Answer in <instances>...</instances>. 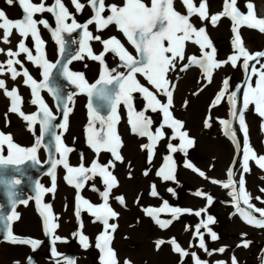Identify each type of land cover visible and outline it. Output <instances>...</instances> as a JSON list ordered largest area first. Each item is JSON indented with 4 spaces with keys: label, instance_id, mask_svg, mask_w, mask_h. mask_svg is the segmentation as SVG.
I'll use <instances>...</instances> for the list:
<instances>
[{
    "label": "rangeland",
    "instance_id": "obj_1",
    "mask_svg": "<svg viewBox=\"0 0 264 264\" xmlns=\"http://www.w3.org/2000/svg\"><path fill=\"white\" fill-rule=\"evenodd\" d=\"M33 2L39 3L40 0H33ZM44 2L46 6H50L54 3V0H44ZM63 2L65 5L67 4L66 7L75 17L77 23L83 24L93 15L90 6L87 4V0H81V3L85 4L81 12L75 11L70 0H63ZM144 2L150 6V0H144ZM195 2L198 6L200 0H195ZM247 2L248 0H237L236 7L244 14H247L248 11L245 7ZM105 3L106 5L116 4L117 6H123L125 0H105ZM251 3L254 5L255 15L257 17H264V0H251ZM174 7L182 14H186V9L181 6L180 0H175ZM222 7L223 0H208L209 15L221 12ZM0 9L5 11L9 19L19 20L23 18L22 9L16 3L8 5L5 0H0ZM104 15H110V11H105ZM35 19L38 21L47 20L50 26L49 28H45L43 25H38L40 36L45 42L44 51L46 58L49 62L56 64V68L52 69L49 84L51 87L58 90L62 100H57V98L46 89L41 90L42 97L56 117V119L52 121L50 131L44 133L39 123L30 127L29 123L18 113L10 112V99L4 94L3 90H0V132L10 134L13 142L22 148L34 147L36 140L43 136L42 146L37 153L38 159L40 160L39 164L27 161L21 165L0 166V217L11 215V210L13 208L12 200L15 199L17 201L15 204V211L18 213L19 219L11 222L13 234L20 238L39 240L41 244L38 248L33 250L30 245L10 243L6 239L7 232L5 221L0 219V264H17V262L18 264H30V262H28L29 258L31 264H58V262L59 264H65L66 258L74 259L76 264H102L101 258L103 254L100 249L96 247V243L98 242V236L104 231L103 224L100 221H96L94 216L87 211L85 212L83 209H81L79 217L75 214L79 204L77 200L78 195L83 196L91 203L93 202L92 204L94 205H101L103 203L100 192L106 189L99 176L87 181L83 189L78 190L74 186L69 185L64 179L67 170L64 169L62 165L58 166L56 170V191L54 194H45L43 196V203L51 204L53 213L58 217L56 223H58L59 229L57 228L55 230V236H59L63 239L53 244V236L47 235L44 231L43 217L40 215L39 206L35 199L36 182H39L45 187L51 186V177L47 174L48 171H50L51 161L61 158L60 155L55 152L54 135H60L64 144L73 149V151L68 154V162L73 167L81 163H83L85 167H89L91 162L97 158L101 164H107L109 161L115 164L114 169L110 170L117 178L118 186L112 189L108 203L113 210L118 213V217L110 219L109 221L117 227L115 232L111 233L113 238L110 246L112 249L114 248L117 253L116 258L120 264L125 261H130L131 264H181V261L182 264H194L191 255L182 259L178 253L173 251L169 243L166 242L159 248H157V244L154 243L158 240L168 241L172 237H175L181 246L188 250L189 253L195 252L201 260L208 261V264H216L217 261H224L226 264H231V258L233 256L238 261V264H264V228L247 224L237 212L235 207L236 201L230 194L231 189L222 186L224 182H227V172L231 169L234 173V180L239 181L240 178L244 176V187L252 197L251 203L257 208H264V203L256 199V197H260L264 200V192L261 191V189H264V174L259 169V172L253 171V173L251 170L250 172L248 171L249 173L243 171L245 143L239 129V122L232 118L231 105L227 100V97L233 91L239 89L236 95L237 111H243L247 128H255L256 131L254 129H248V142H250L249 145L252 143L250 147L252 149L254 147V152H257V156H260L261 153L264 152V139H262L263 141L255 142L251 138V133L253 132L262 134L260 135L261 138L264 136L262 129L258 127H261V123L257 119L259 115L255 112L253 104H250L247 109L243 108V94L247 91V84L251 82L253 86H255L258 82V77L252 76L249 81V74L244 71L242 66L243 60L241 59L235 67H233L231 63H226L222 67L215 69L211 82H208L202 69L198 66L191 65L188 59L192 55H197L199 57L201 55V49L192 42L187 43L185 60L176 61V67L169 71L168 79L171 81V86H174L171 112L176 119L183 122L184 128L182 130L186 131L188 136L194 140V145L188 148L186 153L182 150L172 153L167 145L171 143L178 147L180 141L179 139H169L174 133L172 129L165 127L164 131L166 133V138L159 141L155 148L154 155H151V160L150 153L144 150V159L146 161H154L150 171L151 165L145 167L135 158L137 149L132 140L134 141L133 136H138L141 140L140 149H138L139 154L143 151L141 145L150 143V141L147 137H140L138 134L132 132L129 123L128 109L123 103L117 106L119 122L116 125V131L122 140V147L119 151L123 157V161H114L111 153L107 151H101L97 157V154L87 142V128L89 120L91 119L88 103L91 99L93 107L98 110L100 115L105 117L110 114L111 103L108 100L102 99L99 95L94 94L90 98L86 93H82L75 84H72L71 81L67 79L63 73V69L67 67L72 73L82 74L89 84H94L99 80L104 65L99 61L91 59L87 55V52H80V42L84 38L82 29L61 33L64 41V55H61L60 45L52 35L53 30L57 27L54 15L49 12H43L37 14ZM192 22L197 27H206L207 34L211 39L212 45L216 49V59L218 61H226L227 58L230 57L229 54L233 55L235 52L232 44L234 38V33L232 31L233 22L228 17H223L215 26H213L210 21L200 20L196 16L192 17ZM67 23L71 24V19H69ZM89 31L92 32L93 36L99 35L102 39L115 36L121 40L129 52L134 56L138 55L123 33L119 31L114 24L109 25L102 31H98L96 25H89ZM239 31L243 40V46L249 52L264 51V33L247 26H241ZM0 35H2V30H0ZM66 37H69V39ZM21 39L23 38L19 36L16 30H13V34L10 37L11 43L4 44L0 42V48H4L5 50L11 48L15 51ZM250 39H253L255 42ZM88 43L92 51L96 54H99L103 50V46L99 41L91 40ZM25 44L32 50L33 55L38 54L35 51V42L31 36L25 40ZM257 44L259 45L257 46ZM220 47L225 48V52H228L227 55L223 51L218 50ZM208 51H210V49H208ZM77 54L81 55L83 58L76 60L70 58V56L74 57ZM7 59L8 57L6 55L0 54V62H4ZM18 59L21 60L23 67L27 68L34 79L38 82L43 81V69L41 67L28 61L26 54H21ZM69 60L73 61L69 63ZM104 61L109 70L116 69L113 75L121 72L126 74L128 72L127 68L120 66L123 62L112 52H108L105 55ZM185 65H188L186 70L184 68ZM249 65L250 68L252 65H255L257 69H261V67L264 66V58H260V63L252 61ZM16 67L18 70L22 71L20 65H16ZM53 76L55 79L52 78ZM137 78H139L138 80L140 83H145L144 85L148 86L147 81L142 75L137 74ZM0 79L6 81L9 89L13 87L19 89V94L23 98L21 107L25 114H34L39 111L38 105H33L31 103L33 99L31 89L23 83L26 79L25 77L20 76L17 77L16 80H12L10 74H5L0 75ZM224 79H228L229 82L228 92L219 105L212 107L215 97L223 89L222 81ZM59 81L64 83H60ZM180 81H184V84L180 83ZM60 84L62 85L60 86ZM149 87L151 88L150 85ZM107 88L110 92L116 91V86L114 85H108ZM65 94L74 96L71 102H67L68 107L72 108V111L68 116V127L66 131L60 127L64 122L63 102L67 97ZM133 97L134 109L136 111L146 108V101L142 94L138 96L134 93ZM158 98L162 102H166L167 100L166 96L163 94H159ZM187 112L192 113V119L187 117ZM146 115L152 119V128L153 131H155L163 121L162 113L148 110ZM209 117H211V119H209ZM262 119L264 121V118ZM221 120H230L232 122V128L235 131L237 140L236 145L232 143L229 145L230 143L225 140L224 137L227 136L225 134V127L220 122ZM206 121L210 126H206ZM95 127L96 129L102 127L99 121L95 122ZM237 137L240 139H237ZM216 138L219 140H216ZM128 140H130V142ZM223 142H226V145ZM218 143H223L224 146L222 149L217 148ZM261 147L263 149H261ZM238 148H240V150ZM207 152L209 153L207 154ZM2 154L4 156L9 154V149L6 144L3 146ZM169 155L173 158L172 163L174 164L175 179L165 181L162 177L157 175V172L164 166L166 157ZM262 155H264V153H262ZM188 163H191L196 169L202 171L205 176L202 177L197 171L187 167L186 165ZM129 166L131 167V171ZM251 166L259 167L255 161L249 160V168H252ZM145 172H147V175H145ZM259 174L262 176H258ZM205 177H207V179ZM14 179L20 180L21 183L15 185V187H12L10 183H6V181L10 182ZM213 180L221 183H213ZM153 185L155 186V191L158 193L157 196H152L151 192H148L152 189ZM93 186L99 191H94ZM169 189L172 191H169ZM237 190H239L238 184ZM198 191L205 195L197 196L196 192ZM10 192L15 193V196L10 197ZM119 196H124L125 205L123 204L120 206L119 201L116 199ZM206 196L212 197V203L210 205L207 203ZM22 200H27L28 203H20ZM134 201H136V204ZM164 201H167L170 207L192 210L193 212L207 208V213H202L200 217L194 214L184 213L179 216V219L174 220L168 228H161L152 217L146 214L145 209L162 208ZM245 207L246 206L241 202V208ZM140 208L141 210H139ZM208 215H211L215 220V223L210 224L209 228L216 233L218 239L212 240L210 234L204 228H201V233L204 234L205 244L208 250L213 253L212 255H209L204 252L203 249L199 248V239L195 236L194 232L195 226L201 219L206 220ZM254 215L259 216L258 213H254ZM159 218L162 220H169L172 219V214L165 211L159 213ZM189 218L191 222L188 221ZM81 222L82 225H84L82 229L80 227ZM186 226H189L190 230L186 231ZM80 231L88 237L90 246L87 249L80 245L78 236L76 235V233ZM244 240L250 242L248 247L239 246ZM74 245H79L81 249L80 252H82L78 253ZM53 247H55L56 251L60 254L58 257L52 255L51 249ZM221 247L225 248L223 253L214 251ZM145 252H149L151 257L156 259V261L152 262L148 258L141 259V255Z\"/></svg>",
    "mask_w": 264,
    "mask_h": 264
},
{
    "label": "snow or ice",
    "instance_id": "obj_2",
    "mask_svg": "<svg viewBox=\"0 0 264 264\" xmlns=\"http://www.w3.org/2000/svg\"><path fill=\"white\" fill-rule=\"evenodd\" d=\"M8 5L18 4L22 9L23 18L19 20L9 19L4 10L0 9V42L4 44H10V37L13 34V30L19 34L21 39L17 44V50L11 48L5 50L0 48V54H4L8 59L4 62H0V75L10 74L12 80H16L17 77L23 76L26 79L23 83L30 87L31 95L33 99L31 103L38 105L39 111L34 114H25L22 111L23 98L19 94V89L13 87L8 88L5 80L0 79V90H3L4 94L10 99L9 111L18 113L25 121L29 123V126H34L39 123L42 126L43 132L48 133L52 126V121L56 119L53 112L45 102L41 95V90L46 89L52 93L57 100H62L58 90L51 87L49 84L52 69L56 68V64L47 60L44 45L45 42L40 36L38 25H43L45 28H49L47 20H37L35 16L43 12L52 13L55 17L57 27L53 30L52 35L55 37L57 43L60 45V53H64V41L61 33L72 32L76 29H82L83 40L80 42V52H87V55L96 61H99L103 67V72L99 80L94 84H89L82 74L72 73L67 67L63 69L64 75L72 84H75L82 93H86L90 98L95 94L99 95L102 99L108 100L111 103L110 114L105 117L99 114L98 110L93 107L91 99L88 103L90 110V117L88 124V137L87 142L90 147L95 151L97 157L101 151H107L111 153L114 161H123V157L120 154L119 149L122 147V140L116 131V125L119 122V115L117 113V106L121 103L125 104L128 109L129 123L133 133L138 134L140 137H147L150 143L142 144L141 148L148 151L151 155H154L155 148L159 141L166 138L164 128H170L173 130V135L169 139H179V146L169 143L167 147L172 153L178 150L185 151L194 145V140L188 136L186 131H183L184 124L182 121L176 119L171 108L173 106V87L171 81L168 79L169 71L175 69L177 60H185V51L188 42H192L199 46L201 49V55H192L188 59L190 64L198 66L202 69L205 78L208 82H211L213 71L222 67L226 63H231L233 67L237 65L241 59L243 60V69L249 74V81L252 76L258 77V82L255 86L251 82L247 84V91L243 94V108L247 109L250 104L254 105L255 112L262 118H264V66L261 69H257L255 65L250 68L249 62L256 61L260 63V58H264V51H258L255 53L249 52L243 46V40L240 36V27L247 26L254 28L264 33V17H257L254 11V5L251 0H248L245 7L247 8V14L242 13L237 7V0H223L222 11L219 13L209 15L208 12V0H200L197 6L195 0H180L181 6L186 9V14H182L174 7L175 0H150V6L144 2V0H125L123 6H117L116 4L106 5L105 0H87V4L90 6L93 15L83 24L77 23L75 17L69 12L63 0H54V3L50 6H46L44 0H40L39 3L33 2V0H5ZM70 3L74 7L76 12L83 11L85 4L81 3V0H70ZM105 11H110V15L105 16ZM196 16L200 20H208L215 26L223 18L228 17L232 23V31L234 38L232 44L234 47V54L231 55L226 61H218L216 59V49L212 45L211 39L207 34L206 27H197L192 22V17ZM71 19L72 23L68 24L67 21ZM116 25L118 30L123 33L127 41L135 49L137 56H134L120 39L115 36H111L108 39H102L101 36H93L89 31V25H96L98 31H102L109 25ZM31 36L35 42V51L37 55H33L32 50L26 46L25 40ZM99 41L103 50L96 54L92 51L89 41ZM210 49V51H208ZM108 52H112L119 57V60L123 63L121 67L128 69V72L117 73L116 69L107 67L104 61V57ZM21 54H26L28 61L33 62L36 66L43 69V81L38 82L29 73L27 68L23 67V64L18 57ZM79 54L72 57V59H82ZM69 63L71 60L68 61ZM16 65H20L22 71L18 70ZM188 65H185L186 70ZM137 74H140L147 81L146 86L141 84L137 79ZM108 85L116 86L115 92H110L107 88ZM223 89L215 97L212 107L219 105L225 98V94L229 89L228 79L222 81ZM100 86V87H98ZM239 89L233 91L228 97V101L231 104V116L234 120H238L245 139L247 140L248 128L246 125L243 111H237V99L236 95ZM142 94L146 101V108L141 111H136L133 105V94ZM163 94L166 96V102H162L158 95ZM72 101V96L68 95L63 102V124L60 125L65 131L68 127V116L71 113L72 108L68 107L67 102ZM151 110L152 112H161L163 115L162 123L153 131V121L146 115V112ZM211 119V117H209ZM99 121L101 124L100 129H96L95 122ZM225 127V134L229 135L233 141H236L235 131L232 128V122L230 120L220 121ZM206 126L210 124L206 121ZM106 127V130H105ZM103 133V134H102ZM55 140V152L60 155V159H53L50 165V171L48 175L51 177V186L45 187L37 182L36 184V203L39 206L40 215L43 217L44 231L47 235L53 236V244L61 240L59 236H55V230L59 227L56 220L58 217L53 213L51 204L43 203V196L48 193H55L56 191V170L57 167L62 165L67 170V174L64 179L69 185L74 186L76 189H83L86 182L99 176L105 186L104 191L100 192L103 199L101 205H93L90 201L83 196L78 195L79 201L75 214L79 217L81 209L88 211L95 217L96 221H100L104 226V231L98 236L96 247L102 252V264H120L116 258L115 251L111 248L112 234L115 232L116 225L110 223V219L118 217V213L113 210L109 205V197L114 187L118 186V180L113 175L110 169H114L115 164L109 161L107 164H101L97 158L91 162L89 167H85L83 163L78 166H71L68 162V154L73 151L72 148L64 144L60 135H54ZM43 136L39 137L35 146L31 148H22L13 142L10 134L0 132V166L7 165H21L27 161L39 164L37 153L42 146ZM7 145L9 154L4 156L3 146ZM172 156L166 157V162L162 166L157 175L162 177L163 180H174V164L172 163ZM249 160L255 161V163L264 169V155L257 156L250 145H246L243 155V171L246 173L250 171ZM197 171L200 176L204 177L205 174L196 169L194 165L188 163L186 165ZM147 175V172H145ZM234 173L230 169L227 172V182H224L222 186L224 188L231 189V195L236 201L235 207L237 212L241 215L243 220L254 227L264 228V208H257L251 203V195L244 187L245 181L243 177L239 181L233 179ZM207 179V177H205ZM213 183H221L219 181H212ZM10 183L12 187L21 183L20 180L14 179L12 181H6ZM237 184L239 190H237ZM94 191H99L93 186ZM169 191H172L169 189ZM264 192V189H261ZM10 197H14L15 193L10 192ZM152 196H157L155 186H152ZM197 196H204L202 192H196ZM121 205L125 204L123 196L116 198ZM261 203H264L260 197H256ZM207 203H212V197L206 196ZM241 202L246 206L241 208ZM17 201L12 200L13 208L11 215L0 217L5 221L6 225V239L13 244L30 245L33 250L38 248L41 241L31 238H20L13 234L11 229V222L19 219L18 213L15 211V204ZM20 203L27 204V200H22ZM146 214L152 217L155 222L161 228H168L174 220L179 219V216L184 213L194 214L200 217L202 213H207V208L200 209L198 211L182 210L180 208L170 207L167 201H164L163 207L159 209L148 208L145 209ZM169 212L172 214V219L162 220L159 218V213ZM258 213L259 216L254 215ZM215 223L214 218L208 215L206 220L201 219L195 226V236L199 239V248L204 252L212 255L205 244L204 234L201 233V228H204L210 234L212 240H217L218 237L215 232L209 228L210 224ZM83 227L82 222L80 225ZM185 230H190L189 226L185 227ZM80 244L87 249L90 244L88 237L85 236L82 231L76 233ZM169 243L173 251L178 253L181 258H186L189 255L193 258L194 264H208V261L201 260V258L195 253H189L188 250L183 248L175 237L170 238L168 241L158 240L157 248L164 243ZM249 241H242V247H248ZM191 246V245H190ZM214 251L223 253L225 248L221 247ZM53 256H59L55 247L51 249ZM31 264V260L29 258ZM18 264V262H17ZM59 264V262H58ZM65 264H76L72 258H66ZM124 264H131L130 261H125ZM182 264V261H181ZM216 264H226L224 261H217ZM231 264H238V261L233 256L231 258Z\"/></svg>",
    "mask_w": 264,
    "mask_h": 264
},
{
    "label": "bare ground",
    "instance_id": "obj_3",
    "mask_svg": "<svg viewBox=\"0 0 264 264\" xmlns=\"http://www.w3.org/2000/svg\"><path fill=\"white\" fill-rule=\"evenodd\" d=\"M66 5H67V4H66ZM62 38H63V37H62ZM66 38L69 39V37H66ZM64 39H65V37H64ZM250 40H251V39H250ZM252 40H253V39H252ZM252 40H251V41H252ZM253 41H254V40H253ZM66 42H67V41H66ZM254 42H255V41H254ZM257 43H258V42H257ZM253 44H254V43H253ZM254 45H255V44H254ZM258 45H259V44H257V46H258ZM249 46H250V45H249ZM251 46H252V45H251ZM251 48H252V47H251ZM262 48H263V47H262ZM218 50L223 51L224 53H226V55H227V53H228V52H225V48H223V47L218 48ZM55 52H56V51H55ZM68 52H69V51H68ZM68 52H67V53H68ZM252 52H253V51H252ZM257 52H258V51H257ZM67 53H66V54H67ZM254 53H255V51H254ZM66 54H65V55H66ZM231 54H232V53H231ZM233 54H234V53H233ZM63 55H64V54H63ZM68 55H69V53H68ZM68 55H67V56H68ZM226 55H225V56H226ZM137 56H138V55H137ZM229 56H231V55L229 54ZM70 58H72V57L70 56ZM228 58H229V57H228ZM228 58H227V60H228ZM57 59H58V58H57ZM64 59H65V58H64ZM73 60H74V59H73ZM73 60H72V61H73ZM75 60H76V59H75ZM56 61H57V60H56ZM72 61H71V62H72ZM250 62H252V61H250ZM250 62H249V63H250ZM255 62H256V61H255ZM83 67H84V66H83ZM54 72H55V71H54ZM54 72H53V73H54ZM57 72H58V71H57ZM55 74H56V73H55ZM55 74H54V75H55ZM39 75H40V74H39ZM138 75H139V74H138ZM56 76H57V74H56ZM139 77H140V76H139ZM142 77H143V76H142ZM40 78H41V77H40ZM52 78H54V76H53ZM57 78H58V77H57ZM54 79H55V78H54ZM137 79H139V78H137ZM50 82H51V81H50ZM54 82H55V81H54ZM56 82H57V81H56ZM59 82H60V81H59ZM141 82H142V81H141ZM60 83H64V82H60ZM180 83H183V84H184V81H180ZM58 84H59V83H58ZM141 84H142V83H141ZM144 84H145V83H144ZM61 85H62V84H60V86H61ZM70 85H71V84H70ZM148 86H149V85H148ZM69 87H70V86H69ZM67 88H68V87H67ZM68 89H69V88H68ZM70 91H71V89H70ZM136 94H137L138 96H141L140 93H136ZM66 95H67V94H65V96H66ZM67 96H68V95H67ZM73 97H74V96L72 95V99H73ZM140 98H141V97H140ZM140 98H138V99H140ZM133 100H134V99H133ZM227 100H228V99H227ZM133 102H134V101H133ZM144 103H145V102H144ZM72 104H73V103H72ZM133 105H134V103H133ZM230 105H231V104H230ZM134 106H135V105H134ZM142 106H143V105H142ZM144 106H145V105H144ZM141 109H142V108H141ZM139 110H140V109H139ZM143 110H144V109H143ZM253 110H254V109H253ZM140 111H141V110H140ZM187 114H188L187 117L190 118V119H192V113H188V112H187ZM252 114H253V113H252ZM257 116H258V115H257ZM257 119H258V121L261 123V124H260L261 127H260V126H258V127H259L260 129H262V132L264 133V127H263V126H264V123H263L264 121H263L262 117H260V116H258ZM245 121H246V120H245ZM262 121H263V122H262ZM262 124H263V126H262ZM249 125H250V124H249ZM249 125H248V126H249ZM127 126H128V124H127ZM250 126H252V125H250ZM122 127H123V126H122ZM239 129H240V132H241L242 138H243L244 143H245V141H248V140H249V139H248V136H247V140H246L245 137H244V134H243V130L241 129V127H240ZM248 129H252V128H248ZM253 129L255 130V128H253ZM253 129H252V130H253ZM127 130H128V128H127ZM222 130H223V129H222ZM257 130H259V129H257ZM255 131H256V130H255ZM259 131H260V130H259ZM262 132H261V133H262ZM248 133H249V132H248ZM260 135H262V134H260V133H258V132H257V133H256V132H253V133H251V138H252L255 142H258V141H261L262 139H264V136H262L263 138H261ZM222 136H223V135H222ZM226 136H227V137H224V136H223V137L225 138V140H227V141L230 143L229 145H231V143H232L233 145H236V144H237V142H236L237 140H236V141H233V139H232L229 135H226ZM133 137H134V141L132 140V142L136 145V149H137V153L135 154V158H136L137 160H139V161H140L145 167H147V165H151V166H150V169H149V170L151 171V167H153L154 161H153V160H152V161H146V160L144 159V149H143L142 153L139 154V152H138L139 150H138V149H140L139 147H140L141 140L138 138V136H133ZM227 138H228V139H227ZM249 138H250V137H249ZM237 139H240V138L237 137ZM130 140H131V139H130ZM130 140H128V141L130 142ZM216 140H219V139L216 138ZM243 140H242V141H243ZM214 141H215V140H214ZM239 141H240V140H239ZM262 141H263V140H262ZM220 142H221V140H220ZM252 142H253V141H252ZM255 142H254V143H255ZM223 143H224V142H223ZM223 143H218L219 145L217 144V146H218L217 148L222 149V147L224 146ZM249 143H250V142H249ZM128 144H129V143H128ZM224 144L226 145V142H225ZM251 144H252V143H251ZM251 144H250V145H251ZM262 144H263V142H262ZM203 145H205V144H203ZM240 145H242V144H240ZM255 145H256V143H255ZM260 145H261V142H260ZM239 147H240V146H239ZM255 147H256V146H255ZM212 148H213V147H212ZM231 148H232V147H231ZM233 148H234V147H233ZM205 149H206V148H205ZM219 149H218V150H219ZM238 149L240 150V148H238ZM261 149H263V148L261 147ZM201 150H202V149H201ZM207 150H208V149H207ZM212 150H213V149H212ZM229 150H230V149H229ZM253 150H255L254 147H253ZM263 150H264V149H263ZM222 151H223V150H222ZM231 152H232V151H231ZM145 153H146V152H145ZM208 153H209V152H207V154H208ZM217 153H218V152H217ZM217 153H216V154H217ZM256 153H257V152H256ZM262 153H264V152H262ZM262 153H261V155H262ZM82 154H83V153H82ZM216 154H215V155H216ZM240 154H241V153H240ZM146 155H149V154H146ZM239 156H240V155H239ZM145 157H146V156H145ZM209 157H210V156H209ZM89 158H90V157H89ZM131 158H132V157H131ZM212 158H213V157H212ZM146 159H147V158H146ZM148 159H149V157H148ZM148 159H147V160H148ZM197 159H198V158H197ZM91 160H92V159H91ZM124 160H125V159H124ZM129 160H130V159H129ZM150 160H151V158H150ZM93 161H94V160H93ZM134 161H135V160H134ZM209 164H210V163H209ZM126 166H127V165H126ZM175 167H176V166H175ZM251 167H252V166H251ZM26 168H27V167H26ZM130 168H131V167L129 166V169H130ZM125 169H126V168H125ZM127 169H128V168H127ZM129 169H128V171H129ZM132 169H133V168H132ZM146 169H147V168H146ZM258 169L261 170L262 173L264 174V169H261L260 167L253 166L252 168H250V170H251L252 173H253V171H254V172H259ZM130 171H131V169H130ZM142 171H143V170H142ZM249 172H250V171H249ZM249 172H248V173H249ZM129 173H130V172H129ZM129 173H128V174H129ZM142 173H143V172H142ZM142 173H141V174H142ZM256 174H257V173H256ZM243 175H244V174H243ZM253 175H254V174H253ZM125 176H126V175H125ZM138 176H139V175H138ZM142 176H143V174H142ZM152 176H154V175H152ZM254 176H255V175H254ZM258 176H262V175L259 174ZM258 176H257V177H258ZM127 177H128V176H127ZM144 177H145V176H144ZM243 177H244V176H243ZM250 177H251V175H250ZM250 177H249V178H250ZM130 178H131V176H130ZM252 178H253V177H252ZM254 178H255V177H254ZM254 178H253V179H254ZM258 178H259V177H258ZM262 178H263V177H262ZM246 179H247V178H246ZM255 179H256V178H255ZM262 180H263V179H262ZM95 181H96V180H95ZM120 181H121V180H120ZM154 181H155V180H154ZM258 181H259V179H258ZM263 181H264V180H263ZM36 183H37V182H36ZM153 183H155V182H153ZM119 184H120V183H119ZM90 185H91V184H90ZM154 185H155V184H154ZM149 186H150V185H149ZM149 186H148V187H149ZM258 186H259V185H258ZM255 187H256V186H255ZM17 188H18V187H17ZM88 188H89V187H88ZM150 188H151V187H150ZM150 188H148V189H150ZM151 190H152V189H151ZM151 190L148 191V192H151ZM142 191H143V190H142ZM139 192H140V191H139ZM160 192H161V191H160ZM140 193H141V192H140ZM161 193H163V192H161ZM120 194H121V193H120ZM148 194H149V193H148ZM115 195H116V194H115ZM117 195H118V194H117ZM137 195H138V194H137ZM139 196H140V194H139ZM161 196H163V195H161ZM150 197H151V196H150ZM114 198H115V197H114ZM123 198H124V196H123ZM137 198H138V196H137ZM140 198H141V197H140ZM189 198H190V197H189ZM192 198H193V197H192ZM192 198H191V199H192ZM49 199H50V198H49ZM54 199H55V198H54ZM62 199H63V198H62ZM111 199H112V198H111ZM161 199H162V198H161ZM52 200H53V199H52ZM65 200H66V199H65ZM109 200H110V199H109ZM136 200H137V199H136ZM139 201H140V200H139ZM134 202H135V204H136V201H134ZM92 203H93V202H92ZM115 203H117V202H115ZM149 203H150V202H149ZM195 203H196V202H195ZM63 204H64V201H63ZM117 204H118V203H117ZM93 205H94V204H93ZM95 205H97V204H95ZM124 205H125V204H124ZM65 206H66V205H65ZM120 206H121V204H120ZM140 206H142V205H140ZM197 206H198V205H197ZM197 206H196V207H197ZM124 207H126V206H124ZM137 207H138V206H137ZM138 208H139V207H138ZM141 208H142V207H141ZM141 208H140L139 210H141ZM143 208H144V207H143ZM159 208H160V207H159ZM64 209H65V208H64ZM64 209H63V210H64ZM144 209H145V208H144ZM63 210H62V211H63ZM129 210H130V209H129ZM83 212H84V211H83ZM85 212H86V211H85ZM87 212H88V211H87ZM138 217H139V216H138ZM66 220H67V219H66ZM135 220H137V219H135ZM138 220H139V219H138ZM188 221H190V218L188 219ZM64 222H65V221H64ZM90 222H91V221H90ZM136 222H137V221H136ZM190 222H191V221H190ZM133 223H134V222H133ZM189 224H190V223H189ZM83 226H84V225H83ZM60 228H61V227H60ZM116 228H117V227H116ZM58 229H59V228H58ZM80 232H81V231H80ZM137 233H139V232H137ZM137 233H136V234H137ZM57 234H58V233H57ZM59 235H60V234H59ZM87 235H88V234H87ZM61 236H62V235H61ZM116 238H117V233H116ZM125 238H126V237H125ZM136 238H137V236H136ZM155 238H156V237H155ZM62 239H63V238H62ZM62 239H61V240H62ZM138 239H139V238H138ZM156 239H157V238H156ZM124 240H125V239H124ZM150 240H151V239H150ZM153 240H154V239H153ZM146 241H147V240H146ZM76 242H77V241H76ZM124 242H125V241H124ZM152 242H153V241H152ZM115 243H116V241H115ZM121 243H122V241H121ZM154 243H156V242H154ZM156 244H157V243H156ZM80 245H81V244H80ZM155 246H156V245H155ZM74 247H75L76 250H78V253H81V252H82V251L80 252L81 249H80V246H79V245H74ZM113 247H114V246H113ZM131 247H132V246H131ZM117 249H118V248H117ZM113 250H114V248H113ZM114 251H115V250H114ZM156 251H157V249H156ZM156 251H155V252H156ZM115 253H116V252H115ZM116 254H117V253H116ZM82 255H83V254H82ZM23 256H24V255H23ZM117 257H118V256H117ZM27 258H29V257H27ZM143 258H145V259L148 258V259H150L152 262H155V261H156V259H153V258L151 257V254H150L149 252H145L144 254H142V255H141V259H143ZM24 260H25V259H24ZM133 260H134V259H133ZM133 260H132V261H133ZM27 261H28V260H27ZM24 262H25V261H24ZM28 262H29V261H28ZM26 263H27V262H26ZM44 263H45V262H44ZM123 263H124V262H123ZM123 263H122V264H123ZM141 264H142V263H141Z\"/></svg>",
    "mask_w": 264,
    "mask_h": 264
}]
</instances>
